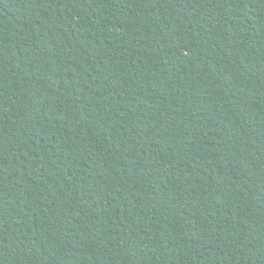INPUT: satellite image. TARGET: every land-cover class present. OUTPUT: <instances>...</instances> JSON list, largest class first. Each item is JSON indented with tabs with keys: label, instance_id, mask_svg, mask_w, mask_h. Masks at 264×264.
I'll return each instance as SVG.
<instances>
[{
	"label": "trees",
	"instance_id": "16d2710c",
	"mask_svg": "<svg viewBox=\"0 0 264 264\" xmlns=\"http://www.w3.org/2000/svg\"><path fill=\"white\" fill-rule=\"evenodd\" d=\"M0 264H264V0H0Z\"/></svg>",
	"mask_w": 264,
	"mask_h": 264
}]
</instances>
